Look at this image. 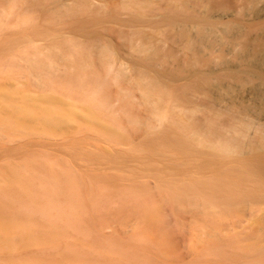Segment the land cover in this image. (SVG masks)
Wrapping results in <instances>:
<instances>
[{"label":"bare ground","instance_id":"obj_1","mask_svg":"<svg viewBox=\"0 0 264 264\" xmlns=\"http://www.w3.org/2000/svg\"><path fill=\"white\" fill-rule=\"evenodd\" d=\"M110 3L0 0V264L167 262V213L197 250L245 208L264 264V0Z\"/></svg>","mask_w":264,"mask_h":264},{"label":"rangeland","instance_id":"obj_2","mask_svg":"<svg viewBox=\"0 0 264 264\" xmlns=\"http://www.w3.org/2000/svg\"><path fill=\"white\" fill-rule=\"evenodd\" d=\"M100 0H94V2H98ZM108 1V4L110 7H113L110 3L111 0ZM97 4V3H95ZM43 28H48L46 25L43 24ZM12 32V33H9ZM62 36H67V32L64 30L59 31ZM58 32V34H59ZM6 33L11 34L12 36H15L14 31H8ZM9 34H5L2 36V38L5 36H9ZM60 35V34H59ZM7 38V37H6ZM38 45H44V41H37ZM165 53H173V56L169 57L167 61L170 63H176L177 60H181V57H185V50L184 46H181L180 48L175 46L171 41H168L165 43ZM175 49V50H174ZM0 58H2V62L7 59V54L2 53L0 51ZM106 93L109 95L110 100L113 101L111 104L114 109H118L121 105V103L116 102L115 98L117 97L116 94V88L113 86H109L106 88ZM134 100V99H133ZM137 102V100H136ZM142 110V109H139ZM36 152V149H34V153ZM191 164L195 163H189L188 165L191 166ZM186 165V166H188ZM192 165V166H194ZM185 168V167H183ZM112 191L118 192L119 186L117 182L113 181L111 185ZM153 189L154 186H153ZM154 196V195H153ZM153 200H157V197H153ZM250 207H257V208H263L264 204L261 203V201H252V204ZM167 224H166V230L169 235V240L171 243V255L169 258V261L162 262L160 260L154 259L153 264H249V260L245 257H242L241 253L232 255L231 259L229 258V254H226V252H229L233 249V246L231 244L232 238H234V235H238L239 239L242 241V246L246 245H253L255 243V236L256 234H259L258 232H253L251 229H249V224H246L245 222H251L249 219L250 217V209L245 208V210H241L240 216L238 219H234L232 222H228L226 225H223L220 227V241H218L215 245H207V244H201L199 247L197 246V250L193 248L190 245V242L193 239V235H191V229L190 226L194 223L196 219H198V216L194 213L187 212L183 214V216H178L176 214L167 213ZM179 217V218H178ZM178 218V220H177ZM241 221H240V220ZM180 220V221H179ZM238 222V223H237ZM240 222V223H239ZM245 223V224H244ZM244 224V226H242ZM89 229L91 235L93 236V241L96 243L102 242L105 237L112 235L113 233L119 234L123 236L119 230H116L114 228H107V229H100L98 226L93 225ZM241 228V229H240ZM186 229V230H185ZM185 230V231H183ZM107 231V232H106ZM109 231V232H108ZM129 231V230H127ZM228 232V233H227ZM254 236V237H251ZM257 236V235H256ZM242 237V238H241ZM244 243V244H243ZM260 246V244H259ZM202 250H211V251H219L224 252L225 255L222 257H218L217 259H200L198 252ZM192 251V252H190ZM190 252V253H189ZM195 252V253H194ZM197 254V255H196ZM227 255V256H226Z\"/></svg>","mask_w":264,"mask_h":264}]
</instances>
